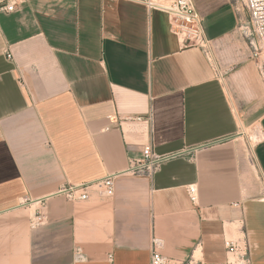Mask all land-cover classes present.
<instances>
[{
	"label": "crops",
	"instance_id": "1",
	"mask_svg": "<svg viewBox=\"0 0 264 264\" xmlns=\"http://www.w3.org/2000/svg\"><path fill=\"white\" fill-rule=\"evenodd\" d=\"M194 1L222 77L140 0L0 11V264H151L153 236L172 262L194 253L198 264H225L226 240L245 237L264 264V80L238 28L246 12L240 0ZM147 144L177 154L153 178L121 176L112 196L93 188L83 201L58 194ZM38 208L46 223L32 228Z\"/></svg>",
	"mask_w": 264,
	"mask_h": 264
},
{
	"label": "built area",
	"instance_id": "2",
	"mask_svg": "<svg viewBox=\"0 0 264 264\" xmlns=\"http://www.w3.org/2000/svg\"><path fill=\"white\" fill-rule=\"evenodd\" d=\"M24 0H0V11L13 12ZM148 8L166 12L169 15L172 31L178 36L184 47H199L216 66L220 77L223 76L219 60L216 57V44L211 39L205 28L204 18L198 11L194 0H140ZM241 6L246 12L245 17H240L238 28L246 38L253 56L257 59L260 74L264 80V0H240ZM133 121H146L142 116L130 118ZM121 125V122H118ZM246 133V132H245ZM251 152H254L253 136L246 133ZM213 143V142H211ZM210 145V143L205 144ZM143 158L134 159L117 172L91 182L81 184H67L63 186L58 194L65 196L71 201L87 200L90 191L101 190L105 195L112 196L115 192L116 180L121 176H147L153 178L161 165L167 159L177 154L159 155L154 152L152 146H144ZM255 159L254 154L250 156ZM189 194L193 201L198 198V188L195 184L188 187ZM46 223V216L43 211L38 210L31 217L32 228H38ZM226 247L233 255L225 264H252L248 253V244L245 237L227 239ZM163 242L161 238L153 236L151 264H198L194 253L187 261L172 262L162 251ZM74 260L82 262L86 255L77 248L74 250Z\"/></svg>",
	"mask_w": 264,
	"mask_h": 264
},
{
	"label": "rangeland",
	"instance_id": "3",
	"mask_svg": "<svg viewBox=\"0 0 264 264\" xmlns=\"http://www.w3.org/2000/svg\"><path fill=\"white\" fill-rule=\"evenodd\" d=\"M245 132L248 133L249 135L253 136V144H255V142L257 143V140H258L257 132L255 134L252 129H246ZM246 149H247L248 153L250 154L249 156L253 155V153L251 152V147H250L249 142L247 143ZM32 214H33V212H32Z\"/></svg>",
	"mask_w": 264,
	"mask_h": 264
},
{
	"label": "bare ground",
	"instance_id": "4",
	"mask_svg": "<svg viewBox=\"0 0 264 264\" xmlns=\"http://www.w3.org/2000/svg\"><path fill=\"white\" fill-rule=\"evenodd\" d=\"M254 153V152H253Z\"/></svg>",
	"mask_w": 264,
	"mask_h": 264
}]
</instances>
